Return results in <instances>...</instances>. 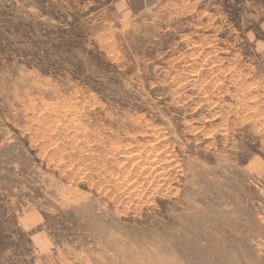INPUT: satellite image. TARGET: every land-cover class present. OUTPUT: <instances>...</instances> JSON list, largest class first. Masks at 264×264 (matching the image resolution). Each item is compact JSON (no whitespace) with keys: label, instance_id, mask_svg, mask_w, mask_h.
Segmentation results:
<instances>
[{"label":"rangeland","instance_id":"rangeland-1","mask_svg":"<svg viewBox=\"0 0 264 264\" xmlns=\"http://www.w3.org/2000/svg\"><path fill=\"white\" fill-rule=\"evenodd\" d=\"M0 264H264V0H0Z\"/></svg>","mask_w":264,"mask_h":264},{"label":"bare ground","instance_id":"bare-ground-1","mask_svg":"<svg viewBox=\"0 0 264 264\" xmlns=\"http://www.w3.org/2000/svg\"><path fill=\"white\" fill-rule=\"evenodd\" d=\"M147 170V169H146Z\"/></svg>","mask_w":264,"mask_h":264}]
</instances>
